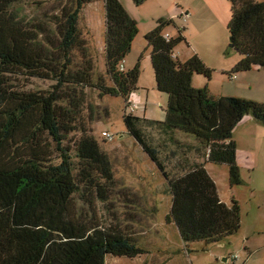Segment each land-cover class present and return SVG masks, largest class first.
Returning <instances> with one entry per match:
<instances>
[{"label": "trees", "instance_id": "trees-1", "mask_svg": "<svg viewBox=\"0 0 264 264\" xmlns=\"http://www.w3.org/2000/svg\"><path fill=\"white\" fill-rule=\"evenodd\" d=\"M21 0H0V264H105L106 256L136 259L145 252L121 226H105L98 200H108L114 175L108 157L85 126L87 91L99 97H121L128 133L156 164L172 198L167 223L182 242L220 243L241 228L238 202L221 201L208 174L207 163L226 165L231 187L243 185L237 165L235 128L251 116L264 126V103L236 97L211 96L207 87L195 88L193 78H212V71L197 57L180 62L174 57L179 36L167 40L173 20H159L146 36L158 92L167 97L163 122L127 114L137 92L141 61L120 71L138 35L136 20L120 0H75L64 9L54 36L43 27L29 26L15 15ZM102 1L106 75H96L79 29L83 8ZM139 7L147 0H132ZM228 25L231 52L241 57L232 74L264 70V1L230 0ZM81 64L75 69L73 52ZM231 74V75H232ZM52 81L46 91L18 86L19 79ZM91 120V118H89ZM195 137L204 150L203 163L171 176L158 154L145 140L142 126ZM77 141L75 167L69 137ZM77 171V172H76Z\"/></svg>", "mask_w": 264, "mask_h": 264}, {"label": "rangeland", "instance_id": "rangeland-1", "mask_svg": "<svg viewBox=\"0 0 264 264\" xmlns=\"http://www.w3.org/2000/svg\"><path fill=\"white\" fill-rule=\"evenodd\" d=\"M75 0H21L14 8L15 15L25 25L41 26L54 36L57 22L64 9L73 7ZM263 2L264 0H255ZM128 13H133L132 0H120ZM231 5V4H230ZM205 12V11H204ZM216 5L206 8L209 22L215 21ZM203 13V12H202ZM231 20V8L228 9ZM201 16V15H200ZM105 8L102 1L86 5L79 18V29L86 49L93 61L96 75H106L102 38L104 34ZM200 19V18H199ZM175 26L167 28L174 38L178 29L185 28L183 36L189 31L187 24L179 17L174 18ZM209 24L200 20L198 31L206 35ZM229 36V32L227 31ZM187 49L185 42L176 48ZM134 54L139 58L146 56L137 45ZM238 54L234 51L229 55ZM135 57V55H132ZM74 66H82L77 49L73 52ZM261 72H264L261 70ZM262 74V73H261ZM264 74V73H263ZM263 76V75H262ZM204 78V77H200ZM261 78V75L259 76ZM262 83V81H259ZM139 91L130 97L137 106L134 113L139 118L163 122L166 97L155 89V78L150 59L141 61ZM18 86L33 92L49 90L54 83L41 79L20 78ZM88 108L84 110L85 126L97 140L102 152L108 157L114 175L106 202L98 200V212L105 226L118 224L132 237L144 254L135 260L106 256L105 264H233L232 256L237 255L236 264H264V126L245 118L232 134L236 146L237 165L243 185L231 187L229 170L226 165L207 163L205 168L217 186L222 202L231 206L235 199L240 207L241 228L238 233L217 244L195 242L186 246L176 229L167 223L172 198L168 193L166 180L156 164L144 153L141 146L128 133L123 120L124 102L111 97H99L95 90L87 91ZM244 99V98H240ZM245 100L264 103L260 100ZM91 118V120H89ZM144 138L156 150L161 163L171 175H181L185 169L203 163L204 150L195 137L179 131L165 132L150 124L142 126ZM114 136L112 141L102 134ZM81 133L75 131L69 137L72 157L77 168V141ZM77 172V171H76ZM224 259H227L225 261Z\"/></svg>", "mask_w": 264, "mask_h": 264}, {"label": "crops", "instance_id": "crops-1", "mask_svg": "<svg viewBox=\"0 0 264 264\" xmlns=\"http://www.w3.org/2000/svg\"><path fill=\"white\" fill-rule=\"evenodd\" d=\"M214 4L218 10V12H216V20L209 22L208 20H210V17L208 13H205L206 8H212ZM230 4V0H147L139 7L135 6L133 3L134 11L129 14L138 24V35L133 42L131 53L125 59L126 70L133 69L140 59L138 57L139 54H134L137 45L141 52L144 50V53L146 54L145 57L150 59L151 48L148 46L145 36L157 26L159 20H174L176 17L181 18V15L184 12H188L190 13V18L185 24H187L189 31L186 37L183 36L185 38L187 49H180L179 52H176L175 50L174 57L180 62H186L190 58L197 56L212 71V78L210 81H207L205 78H200V76H195L193 78V86L195 88L207 87L211 96L215 98L236 97L244 99L249 98L257 101L263 99L264 72H261V70L264 71L263 69H253L248 73H237V79L235 81L229 79L234 67L241 59L238 54L226 55V51L230 47L229 36L227 35L228 25L230 23L227 12L229 7L231 8ZM202 19H205L209 24H207L206 35H202V38H199L198 26ZM185 30V28L182 29L183 32H185ZM164 34L169 35L170 38H174L167 29ZM102 40V50L104 53V34ZM132 55H135V57ZM145 57L142 59H145ZM260 75L261 78H259ZM260 80L262 83L259 82ZM138 85L137 92L140 90ZM116 99L122 100L124 105H126L121 97H117ZM129 104L136 106L131 103L130 99ZM245 118L250 121H255L251 116ZM134 243L136 244L135 241ZM224 260L227 261V259Z\"/></svg>", "mask_w": 264, "mask_h": 264}, {"label": "built area", "instance_id": "built-area-1", "mask_svg": "<svg viewBox=\"0 0 264 264\" xmlns=\"http://www.w3.org/2000/svg\"><path fill=\"white\" fill-rule=\"evenodd\" d=\"M181 18H182V20H183L184 23L187 22L189 20V18H190V13L184 12L181 15ZM164 37L167 40L170 39L169 35H167V34L164 35ZM119 69H120V71H125L126 70V68H125V61L121 62L120 66H119ZM229 79L231 81H235L237 79V76L235 74H232V75L229 76ZM135 111H136V106L129 104L128 107H127V109H126V113L127 114H134ZM102 136L105 139L109 140V141H112L114 139V136L112 134L108 133V132H103ZM237 260H238V256L237 255L232 256V263L233 264H236Z\"/></svg>", "mask_w": 264, "mask_h": 264}]
</instances>
